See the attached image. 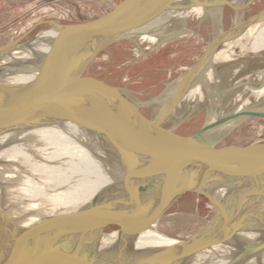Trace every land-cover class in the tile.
<instances>
[{
    "label": "water",
    "instance_id": "water-1",
    "mask_svg": "<svg viewBox=\"0 0 264 264\" xmlns=\"http://www.w3.org/2000/svg\"><path fill=\"white\" fill-rule=\"evenodd\" d=\"M255 3L262 7L213 34L196 59L163 87L148 117L118 89L85 76L112 46L142 44L188 13H243ZM263 25L264 0H121L97 19L39 22L0 46V72L5 75L0 78V164L5 163V151H27L48 132L59 146L103 145L108 156L125 160L132 157L130 142L142 156L92 197L87 214L76 210L48 224L0 209V264H188L224 245L243 258L225 264H244L264 252V241L254 251L234 246L238 234H255L264 227V190L254 198L241 194L239 204L219 200L207 190V185L234 176L231 171L264 187V140L214 146L202 138L227 123L264 118V109L219 118L222 92L214 120L193 135L181 137L165 127L216 54ZM38 26L47 28L24 41ZM184 194L207 200L214 218L186 240L154 248L151 242L160 218ZM85 218H91L90 223H84ZM9 225L14 226L12 232L7 231ZM108 228L116 231L104 239Z\"/></svg>",
    "mask_w": 264,
    "mask_h": 264
},
{
    "label": "rangeland",
    "instance_id": "rangeland-1",
    "mask_svg": "<svg viewBox=\"0 0 264 264\" xmlns=\"http://www.w3.org/2000/svg\"><path fill=\"white\" fill-rule=\"evenodd\" d=\"M120 1L0 0V46L30 32L39 22L73 24L91 21L107 13ZM261 7V3H255L243 13H233L227 9L212 13H188L163 25L142 44L112 46L96 59L85 76L120 90L136 110L148 117L153 99L196 59L213 34L247 18ZM46 28L36 27L24 41ZM263 29L264 25L216 54L166 124L167 129L178 136L188 137L211 123L217 97L222 92L219 118L264 108ZM202 138L214 146L264 140V118L227 123L212 129ZM42 158L36 162H22L8 157L7 164L0 166V209L8 213L27 214L35 219L40 218L37 220L44 223L54 224L57 213L64 210L59 206L63 202L60 196L67 188L54 186L47 175L36 171V164L50 168L61 166L67 170L69 163L56 165L46 156ZM223 185L221 183L216 187L210 184L207 190L219 200L232 198L239 204L242 189L235 190L227 184ZM214 215V209L207 200L184 194L177 197L164 212L155 233L159 238L184 241L210 222ZM13 229V225L7 226L8 232ZM115 231V228H108L105 235ZM235 241L234 246L243 245L254 251L264 241V227L255 234H238ZM236 257L243 259L234 249L224 245L195 257L188 264H225ZM244 264H264V252Z\"/></svg>",
    "mask_w": 264,
    "mask_h": 264
},
{
    "label": "bare ground",
    "instance_id": "bare-ground-1",
    "mask_svg": "<svg viewBox=\"0 0 264 264\" xmlns=\"http://www.w3.org/2000/svg\"><path fill=\"white\" fill-rule=\"evenodd\" d=\"M2 75H4V71L0 72V76ZM52 136L53 135L49 132L43 133L42 136L37 139V142L35 141L29 147V149H27V151L20 149L5 151L2 157V160L5 163L0 164V166L7 164L8 157L10 159H18L22 162H29L30 160L36 162L38 160H42L43 156H46L51 163H54L56 165L69 163V168L67 170H64L61 166H54L50 168V166L36 164V171H40L47 175L52 183H54V186L64 187L65 189L67 188V191H65L60 196L63 202L60 203L59 206L63 207L64 210L57 213V219L64 220L68 216L69 212L72 213L76 210L81 209L83 211H86L87 214L90 210L88 204L92 197L96 195V193L99 192L107 184H110V182L115 181L117 178H119L123 172V169L137 163L142 159V156L139 154L135 146L130 142L127 143L130 144L128 147L132 149V157L129 156L128 159L121 160L115 158L113 159V157H111L110 155L108 156V152H105L106 150L103 148V145H96L95 147L94 144H87L84 145L83 148L59 146L55 143V140L52 138ZM106 147L108 148V146ZM85 148L89 151L87 152ZM108 149L110 150V148ZM91 156H93V158ZM230 174L234 176L226 178V182L222 184H227L229 187L231 186V188L235 190L241 188V191H243V195H247L248 197L252 198L263 192V185L250 176L238 171H231ZM219 184L221 183L216 182L214 185L217 187L219 186ZM241 204L243 206L247 205V203H245L244 201ZM253 206L254 203H252V207ZM13 214L33 218L32 216L27 214L15 212H13ZM37 219L40 218H36V220ZM90 220L91 218H85L84 223L89 222ZM25 222H28L29 224L31 220H25ZM12 237L17 238L18 234H13ZM106 238H109V236H104V239ZM151 243L152 246L157 249L170 246L171 244H174L175 241L165 237L161 238V236L159 238L156 233H154Z\"/></svg>",
    "mask_w": 264,
    "mask_h": 264
},
{
    "label": "crops",
    "instance_id": "crops-1",
    "mask_svg": "<svg viewBox=\"0 0 264 264\" xmlns=\"http://www.w3.org/2000/svg\"><path fill=\"white\" fill-rule=\"evenodd\" d=\"M183 17V16H182ZM259 59V58H258ZM262 59L264 60V56H262ZM120 91V90H119ZM121 93V92H120ZM122 94V93H121Z\"/></svg>",
    "mask_w": 264,
    "mask_h": 264
},
{
    "label": "flooded vegetation",
    "instance_id": "flooded-vegetation-1",
    "mask_svg": "<svg viewBox=\"0 0 264 264\" xmlns=\"http://www.w3.org/2000/svg\"><path fill=\"white\" fill-rule=\"evenodd\" d=\"M28 37V36H27ZM26 39V38H25Z\"/></svg>",
    "mask_w": 264,
    "mask_h": 264
},
{
    "label": "trees",
    "instance_id": "trees-1",
    "mask_svg": "<svg viewBox=\"0 0 264 264\" xmlns=\"http://www.w3.org/2000/svg\"><path fill=\"white\" fill-rule=\"evenodd\" d=\"M110 11V10H109Z\"/></svg>",
    "mask_w": 264,
    "mask_h": 264
}]
</instances>
